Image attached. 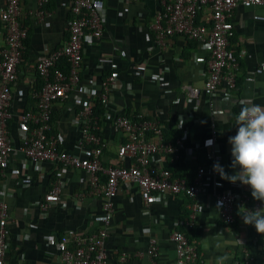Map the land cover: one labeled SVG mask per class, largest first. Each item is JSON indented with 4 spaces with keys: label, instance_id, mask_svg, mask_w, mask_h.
<instances>
[{
    "label": "crops",
    "instance_id": "0c3cea01",
    "mask_svg": "<svg viewBox=\"0 0 264 264\" xmlns=\"http://www.w3.org/2000/svg\"><path fill=\"white\" fill-rule=\"evenodd\" d=\"M36 1L20 0L28 38L18 64L19 78L13 86L12 115L8 120L14 150L0 166V196L10 206L5 264H62L57 243L64 234H89L101 227H107L109 232L105 244L109 264L116 263L122 250L131 256L128 264H176L172 234L177 229L185 230L197 247L200 264L210 261L215 264V258L223 255L229 257L226 264H233L242 246L251 244L259 233L242 218L236 224H225L212 196L211 179L217 162L229 175L234 174L228 140L237 133L235 116L242 102L264 106V5L235 9L231 47L238 53L241 69L236 94L229 98L221 88L210 97L201 93L199 98L192 99L186 95L188 86L202 83L209 50L178 36H168L166 44L160 47L152 27L161 9L159 0H103L106 13L103 34L97 41L84 44L80 85L97 91L102 88V79L110 75L118 78L101 118L100 131L109 142L102 154L105 166L116 161L118 145L123 140L112 119L118 113L130 111L157 120L165 130L169 127L181 130L184 146L193 149L195 155L192 162L184 161L185 176L196 172L191 167L204 165L207 170L208 184L199 197L195 225L189 228L185 224L191 214L190 199L157 194L146 207L137 184L129 181L120 183L114 198V216L106 226L103 199L89 192V175L85 171L48 160H25L20 149L24 134L21 115L33 110L36 104V62L46 54V47L51 50L67 41L73 17L70 0H47L43 18L36 12L39 6ZM4 5L5 0H0V9ZM204 16L202 11L201 17ZM5 36L6 27L0 19V45ZM76 96L86 99L78 88L69 99L54 104L51 131L58 135L62 149L86 157V150L78 146L81 134L76 122L79 109ZM212 124L217 133L215 139ZM209 139L214 144L206 147ZM211 148L222 156L220 160L207 159L206 153ZM121 163L129 165L130 160ZM153 164L157 168L168 165L172 170L180 167L158 157ZM58 178L64 181L59 202L43 212L39 204ZM223 185L229 188L234 184L224 180ZM242 187L252 196L250 186ZM153 237L159 249L157 257L150 261L147 248Z\"/></svg>",
    "mask_w": 264,
    "mask_h": 264
},
{
    "label": "built area",
    "instance_id": "2783aa9c",
    "mask_svg": "<svg viewBox=\"0 0 264 264\" xmlns=\"http://www.w3.org/2000/svg\"><path fill=\"white\" fill-rule=\"evenodd\" d=\"M36 12L42 18L47 13L44 4L47 0H37ZM161 9L152 25L157 44L162 47L168 36L184 37L197 42L209 50L206 71L201 84L188 86L186 95L197 99L201 93L211 96L221 88L229 98L236 94L240 60L238 53L231 47L234 35V14L237 6L246 8L264 5V0H159ZM73 17L68 26L69 37L62 45L54 49L46 47V54L35 65L42 80V86L35 87L36 104L33 110L21 115L23 124V142L20 149L26 161H51L67 168L80 169L89 175L88 189L91 194L103 199L105 224L108 226L114 216V200L120 183L129 181L137 184L146 207L157 194L170 193L183 195L192 201L191 214L186 221L189 228L194 227L200 207V195L208 184L206 169L199 165L192 180L186 176L175 175L170 166L157 168L154 158L167 160L178 165L179 160L192 162L195 159L193 149L186 148L183 138L168 139L164 126L157 120L146 118L143 113L136 119L118 113L112 119L115 130L122 134L123 140L118 145L117 158L113 164L105 166L102 154L109 142L102 134L94 115L96 100L101 99L106 105L111 100V92L118 85L116 75L102 79V88L93 91L88 86H81V63L84 44L97 41L103 34L106 20L103 0H70ZM5 7L0 9V19L6 27V36L0 45V166H3L13 152L11 137L8 133V120L12 115L13 86L19 78L17 65L26 50L28 28L24 25L20 0H5ZM205 13L198 19L199 12ZM65 58L67 72L56 67ZM97 79L96 75L92 76ZM86 95L74 97L79 105L76 122L81 137L78 146L85 149L87 156L62 149L59 137L53 131V106L58 101L69 99L75 90ZM213 138L216 130L213 128ZM207 159L218 161L222 156L214 148L207 151ZM129 159L130 164H122ZM212 186L213 198L220 210L221 218L227 225L236 224L242 218L241 206L249 210L264 208V203L256 201L243 190L242 184L224 188V180L216 172ZM56 179L46 198L39 204L45 212L56 205L61 184ZM222 202V206L219 205ZM10 206L0 196V264H5L6 249L9 246ZM109 232L101 227L94 233H66L58 240V251L62 264H109L105 244ZM175 243L176 264H200L197 247L189 239L185 230L177 229L172 234ZM245 244L239 250L233 264H264V235ZM158 241L151 238L147 248V257L153 261L158 255ZM131 256L122 250L115 264H128Z\"/></svg>",
    "mask_w": 264,
    "mask_h": 264
},
{
    "label": "clouds",
    "instance_id": "9594fccd",
    "mask_svg": "<svg viewBox=\"0 0 264 264\" xmlns=\"http://www.w3.org/2000/svg\"><path fill=\"white\" fill-rule=\"evenodd\" d=\"M235 121L237 133L228 140L231 145V167L234 174L229 175L219 162L214 164L213 170L222 180L250 186L252 197L264 203V106L252 101L242 102ZM213 144L211 139L205 142L206 147ZM219 205L222 206V202H219ZM239 214L246 225L254 226L259 234L264 235V208L249 210L241 206ZM228 259L226 255L218 256L215 258V264H226ZM209 264H212V261Z\"/></svg>",
    "mask_w": 264,
    "mask_h": 264
},
{
    "label": "trees",
    "instance_id": "16d2710c",
    "mask_svg": "<svg viewBox=\"0 0 264 264\" xmlns=\"http://www.w3.org/2000/svg\"><path fill=\"white\" fill-rule=\"evenodd\" d=\"M201 14H202V10L199 12V16H198V19L200 20L202 17H201ZM27 42V39L26 41ZM20 63V62H19ZM18 63V64H19ZM57 68H59L60 70H63L65 73L68 71L67 68V61L65 60V58H62L59 63L56 65ZM17 71H18V65H17ZM16 83V82H15ZM14 83V84H15ZM42 86V80L40 78V76L38 75V78L36 79L35 81V87H40ZM105 112H106V103L103 102L101 99L98 98V100H96V105H95V108H94V115L96 116L95 118L97 119V122L98 124L101 126V118L105 116ZM141 112H137V113H132L130 111H126V112H123V114L129 116L130 118H133V119H136V117L138 116V114H140ZM146 118H148L147 116H145ZM96 133H99L101 134V131H100V128L98 129V131H96ZM165 133H166V136L168 139H171V140H174L178 137H181L182 136V132L181 130H178L177 128H172V127H169L165 130ZM180 165L179 169L178 168H173V173L175 175H180V176H185L184 175V170L182 167H185V162L183 160V158H181L179 160V163ZM191 170L192 172L195 171L196 169L194 167H191ZM195 174V173H194ZM194 174L193 175H190V176H186L189 178V180H192L193 177H194Z\"/></svg>",
    "mask_w": 264,
    "mask_h": 264
}]
</instances>
